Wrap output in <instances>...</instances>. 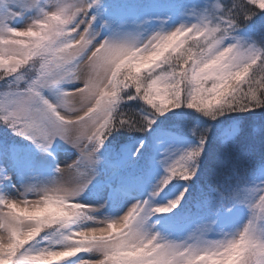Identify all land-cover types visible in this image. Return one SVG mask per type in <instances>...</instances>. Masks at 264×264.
I'll return each instance as SVG.
<instances>
[{
	"label": "snow or ice",
	"instance_id": "1",
	"mask_svg": "<svg viewBox=\"0 0 264 264\" xmlns=\"http://www.w3.org/2000/svg\"><path fill=\"white\" fill-rule=\"evenodd\" d=\"M0 264H264V0H0Z\"/></svg>",
	"mask_w": 264,
	"mask_h": 264
},
{
	"label": "rangeland",
	"instance_id": "2",
	"mask_svg": "<svg viewBox=\"0 0 264 264\" xmlns=\"http://www.w3.org/2000/svg\"><path fill=\"white\" fill-rule=\"evenodd\" d=\"M259 117H255V119H258ZM201 119L203 120V118L201 117ZM242 122V121H241ZM212 124L215 125V127L212 129V131L209 134H212L214 136L215 141H217V137L218 136H223V135H227L229 129L227 127V124L224 125H220V124H216V122H211ZM215 151V146L212 147V150L210 151V154L212 155ZM210 155V156H211ZM60 159H64L66 156V153L62 152L60 153ZM85 195H87V192L85 193ZM105 214H112L111 212H106Z\"/></svg>",
	"mask_w": 264,
	"mask_h": 264
},
{
	"label": "trees",
	"instance_id": "3",
	"mask_svg": "<svg viewBox=\"0 0 264 264\" xmlns=\"http://www.w3.org/2000/svg\"><path fill=\"white\" fill-rule=\"evenodd\" d=\"M169 115H171V114H169ZM209 136H210V141H211V143H212V146H215L216 143H217V141H215L214 136H213L212 134H209ZM210 155H211V154H210Z\"/></svg>",
	"mask_w": 264,
	"mask_h": 264
}]
</instances>
